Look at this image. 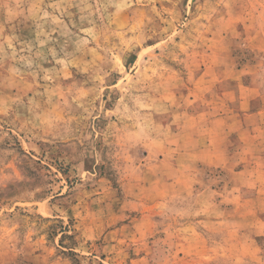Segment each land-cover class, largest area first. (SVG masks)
I'll use <instances>...</instances> for the list:
<instances>
[{"label":"rangeland","instance_id":"obj_1","mask_svg":"<svg viewBox=\"0 0 264 264\" xmlns=\"http://www.w3.org/2000/svg\"><path fill=\"white\" fill-rule=\"evenodd\" d=\"M0 264H264V0H0Z\"/></svg>","mask_w":264,"mask_h":264},{"label":"crops","instance_id":"obj_2","mask_svg":"<svg viewBox=\"0 0 264 264\" xmlns=\"http://www.w3.org/2000/svg\"><path fill=\"white\" fill-rule=\"evenodd\" d=\"M243 98V100H242ZM238 102L242 103V102H248L249 104V99H246V96H242V93L239 94V98H237ZM249 133V132H248ZM244 138H246V135L243 136ZM252 137H254V135H250V137H248V140L249 138L251 139ZM213 140H217V136H214L213 137ZM211 139V136H210V141L213 142V148L215 147V142ZM249 143V141H247ZM211 152H213V156H215V158L217 159L218 163H221V160H222V155L224 153V151L222 150L220 153H219V150L218 148L217 149H211L209 148ZM210 155V154H209ZM224 155V154H223ZM210 160V159H209Z\"/></svg>","mask_w":264,"mask_h":264}]
</instances>
